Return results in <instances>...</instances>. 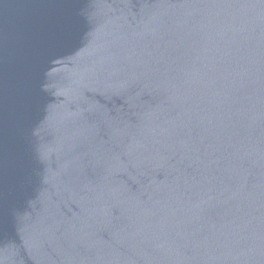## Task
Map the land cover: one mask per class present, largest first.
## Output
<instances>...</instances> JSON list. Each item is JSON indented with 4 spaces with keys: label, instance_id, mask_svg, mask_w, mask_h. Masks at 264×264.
<instances>
[{
    "label": "water",
    "instance_id": "water-1",
    "mask_svg": "<svg viewBox=\"0 0 264 264\" xmlns=\"http://www.w3.org/2000/svg\"><path fill=\"white\" fill-rule=\"evenodd\" d=\"M0 264H264V0H0Z\"/></svg>",
    "mask_w": 264,
    "mask_h": 264
}]
</instances>
